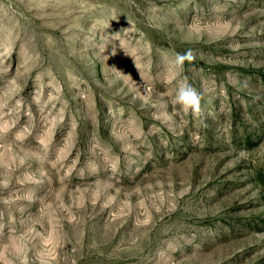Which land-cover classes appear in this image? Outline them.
Segmentation results:
<instances>
[{
    "label": "rangeland",
    "instance_id": "1",
    "mask_svg": "<svg viewBox=\"0 0 264 264\" xmlns=\"http://www.w3.org/2000/svg\"><path fill=\"white\" fill-rule=\"evenodd\" d=\"M0 264H264V0H0Z\"/></svg>",
    "mask_w": 264,
    "mask_h": 264
},
{
    "label": "clouds",
    "instance_id": "2",
    "mask_svg": "<svg viewBox=\"0 0 264 264\" xmlns=\"http://www.w3.org/2000/svg\"><path fill=\"white\" fill-rule=\"evenodd\" d=\"M195 59V55L191 49L184 53H174L169 61L170 67L176 72H182L185 64L191 63ZM205 92L194 87L187 78L181 81L175 92L174 103L178 104L185 112L191 113L196 117L204 116Z\"/></svg>",
    "mask_w": 264,
    "mask_h": 264
}]
</instances>
